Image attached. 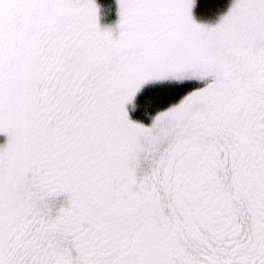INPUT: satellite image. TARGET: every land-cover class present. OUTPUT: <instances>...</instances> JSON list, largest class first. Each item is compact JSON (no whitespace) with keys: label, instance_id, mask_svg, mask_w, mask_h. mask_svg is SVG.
Listing matches in <instances>:
<instances>
[{"label":"snow or ice","instance_id":"6c2138e0","mask_svg":"<svg viewBox=\"0 0 264 264\" xmlns=\"http://www.w3.org/2000/svg\"><path fill=\"white\" fill-rule=\"evenodd\" d=\"M117 3L0 0V264H264V0Z\"/></svg>","mask_w":264,"mask_h":264},{"label":"trees","instance_id":"16d2710c","mask_svg":"<svg viewBox=\"0 0 264 264\" xmlns=\"http://www.w3.org/2000/svg\"><path fill=\"white\" fill-rule=\"evenodd\" d=\"M116 0H98V3L104 6V8L110 11V15L114 14ZM228 0H200V4L196 9L197 13L206 18L214 16L215 14L219 13L221 10L226 8ZM137 116H140L141 113L137 112Z\"/></svg>","mask_w":264,"mask_h":264},{"label":"rangeland","instance_id":"374dc122","mask_svg":"<svg viewBox=\"0 0 264 264\" xmlns=\"http://www.w3.org/2000/svg\"><path fill=\"white\" fill-rule=\"evenodd\" d=\"M115 2H116V6H115V11H114L113 15H110L111 12L106 10L104 8V6H102L100 4L101 5L100 23L102 26H107V25H113L114 26L116 24V22L118 20V3H117V0ZM196 13H197V11H196ZM217 14H215L214 16H211V17L204 18L197 13V18L214 21ZM6 140H7V137L3 134H0V143H4V142H6Z\"/></svg>","mask_w":264,"mask_h":264}]
</instances>
